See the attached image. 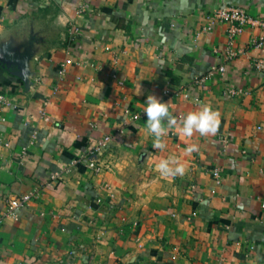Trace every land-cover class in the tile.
Segmentation results:
<instances>
[{
    "label": "crops",
    "instance_id": "1",
    "mask_svg": "<svg viewBox=\"0 0 264 264\" xmlns=\"http://www.w3.org/2000/svg\"><path fill=\"white\" fill-rule=\"evenodd\" d=\"M224 5L264 18V0H0V36L40 13L60 32L0 63V216L33 194L0 264H264V47L248 27L227 61Z\"/></svg>",
    "mask_w": 264,
    "mask_h": 264
},
{
    "label": "built area",
    "instance_id": "2",
    "mask_svg": "<svg viewBox=\"0 0 264 264\" xmlns=\"http://www.w3.org/2000/svg\"><path fill=\"white\" fill-rule=\"evenodd\" d=\"M211 19L223 22L228 25V39L229 43L225 48L224 55L227 61H232L245 54L246 50L243 47L236 46V40L244 31L249 27L258 31V37L254 41V45L258 48L264 47V18L256 17L251 14L247 7L242 5H224L216 8L209 15ZM74 31L77 33L78 28L73 26ZM70 56V55H69ZM74 62L73 56L66 60V64ZM254 67L259 72H264V58H258L254 61ZM226 71L225 64L213 65L207 70L206 76L202 81L213 79L217 74H223ZM230 94H236L237 91L231 89L228 91ZM11 106V99L9 93L6 91H0V121L2 120V112L7 107ZM134 119L138 120L142 118V115L135 114ZM112 138L105 136L100 140L92 150L93 155H101L108 148ZM26 148H24V153ZM87 168L94 174L98 175L104 171V165L98 159H90L87 161ZM217 182H220V170H215ZM55 178V176H53ZM33 194L26 193L21 196L15 197L9 201L8 213L0 216V225L3 223L6 216H16V210L28 206L32 200ZM264 208V204L262 205Z\"/></svg>",
    "mask_w": 264,
    "mask_h": 264
},
{
    "label": "rangeland",
    "instance_id": "3",
    "mask_svg": "<svg viewBox=\"0 0 264 264\" xmlns=\"http://www.w3.org/2000/svg\"><path fill=\"white\" fill-rule=\"evenodd\" d=\"M43 14L25 18L0 36L1 64H13L29 58L56 43L60 32L53 27L50 17Z\"/></svg>",
    "mask_w": 264,
    "mask_h": 264
}]
</instances>
